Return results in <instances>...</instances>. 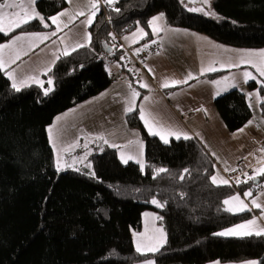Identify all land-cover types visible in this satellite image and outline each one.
<instances>
[{
	"label": "trees",
	"instance_id": "1",
	"mask_svg": "<svg viewBox=\"0 0 264 264\" xmlns=\"http://www.w3.org/2000/svg\"><path fill=\"white\" fill-rule=\"evenodd\" d=\"M211 1L215 18L188 11L180 0H117L112 6L102 0L103 8L89 26L90 42L60 56L42 76L45 88L49 78L54 82L49 96L37 84L14 91L0 70V264H134L146 259L154 264L245 260L264 264V237L214 235L251 218V211H225L223 201L235 193L254 196L259 183L253 185L250 179L237 185L213 184L216 164L198 139L164 144L145 131L135 109L126 115V123L143 139V171L135 163H121L115 149L105 147L91 157L89 172H57L47 137V126L57 114L111 83L109 58L120 61L121 54L111 43L112 34L122 37L140 26L147 39L148 21L157 14H164L168 26L190 29L220 44L264 48V0ZM35 7L48 20L66 2L35 0ZM50 27L34 19L22 29L0 33V44L16 33ZM247 86L259 93L264 118V79ZM214 106L229 132L251 119L238 89L217 96ZM158 168L168 172L156 176ZM93 171L95 176L89 175ZM153 198L164 206L151 203ZM146 210L163 217L157 223L167 239L159 251L141 255L134 247L133 232L141 230Z\"/></svg>",
	"mask_w": 264,
	"mask_h": 264
},
{
	"label": "crops",
	"instance_id": "2",
	"mask_svg": "<svg viewBox=\"0 0 264 264\" xmlns=\"http://www.w3.org/2000/svg\"><path fill=\"white\" fill-rule=\"evenodd\" d=\"M65 2L66 7L53 15L58 16L61 12L66 13V15L58 18L59 30L56 24L52 23L50 18L53 16H51L48 20H44V23L51 26L50 29L38 32H19L2 43L10 44L14 37H24L11 48H5L0 52V56L6 62L2 71L7 78V72L11 71L17 80L28 76H37L43 83L42 76L58 60L57 57L63 56L66 48L71 53L73 47L80 48L77 47L78 44L87 45L90 42L87 39L90 33L89 26L86 23L92 11L90 0H70V2L65 0ZM31 7L37 11L35 4ZM79 12H84V15H78ZM94 19L95 17L93 21ZM65 24H67V27H65ZM170 27L167 31L168 35H171L170 40H167L166 36H160L158 40H155L156 33H153L152 28L149 26L150 36L143 39L145 34H142L135 41V46L132 47L135 51L142 44H155V42L159 46L157 51L145 58L144 65L148 78H144L137 85L124 81L111 82L100 93L77 103L53 118L47 129L55 124L53 133L56 137V149L52 147L48 132L47 137L53 152L55 168L57 155L59 154L65 170L79 168L89 172L91 168H87L85 165L91 164V157L94 154L102 152L105 147L113 148L110 147L111 144L128 145L129 141L135 143L124 149L125 153L136 156L144 163L145 147L141 134L137 129L130 128L126 123V115L128 114L126 109L129 107V101L132 100V90L135 89L136 92L141 93V96L133 101L134 109L138 110L139 119V110L143 107L150 123H154L157 127L163 126L185 132L190 137L198 139L215 161L217 168L215 176L218 183L221 179L226 180L225 173L245 168L251 169L249 177H255L259 180L258 190L254 196L247 197L235 193L224 199L239 196L244 204L251 209L253 215L248 220L221 231L244 224L254 218L257 219L259 226L264 227V214H262L261 209L255 208L251 203L253 199H256L258 203L264 205V179L260 178L262 175L258 171L264 169V148L256 146L254 143L255 141L264 142V118L259 111L258 105L261 100L259 93L255 95L254 90L256 89H249L248 83H244L243 73H251L256 77L254 81L257 83H260L264 77L259 76L256 68L251 63H241V60L254 63L257 57H261L259 53L262 48L245 49L227 46L190 29ZM53 32H55V35H52ZM26 33H41L47 35L48 38L41 42L39 39L27 36ZM17 52H19V59L12 63L11 61ZM110 63L114 65V71L120 69L119 59L111 58ZM235 64L239 66L229 67V65ZM259 66H264V58L261 59ZM209 67H215L217 71H205L202 74V69ZM217 72H220V74L213 78L204 76ZM189 73L196 79H189L187 83L168 88L161 86L165 80L169 82L172 80L182 81L188 77ZM231 73H238V75H235L236 81L234 83L237 85L236 87L229 86V88H226L222 83L215 85L210 81L221 75ZM141 84L147 85V87H141ZM129 85H131V88ZM230 89H238L244 94L252 114L250 119L252 123L249 124L248 122L234 132L227 130L214 106V99ZM217 91L220 92L219 95H216ZM250 93L251 96H249ZM144 97H148V99L145 100ZM57 116H61L59 121L55 120ZM140 121L148 133L144 121L141 119ZM241 129L243 131H240ZM101 136L104 139H99ZM155 137L159 139L158 136ZM169 139L171 141L175 138L170 137ZM104 140H107L108 143H105ZM141 142L143 144L142 156H140ZM77 143L80 146H74L69 151H64L69 145ZM85 144L87 148L84 147ZM113 149H115L119 161L123 163L120 159L121 151L116 148ZM86 153L88 154L87 158L83 162H79V158L84 157ZM73 161H76L73 168H68L67 165L73 164ZM129 162L137 164L135 160ZM137 165L139 166V164ZM223 205L225 208L229 206L236 208L238 202L233 201L231 205H225L224 203ZM231 213L241 212L234 211ZM155 223L158 224L157 219H155ZM248 261L253 260L219 262V264H245ZM215 262L217 261L206 264H215Z\"/></svg>",
	"mask_w": 264,
	"mask_h": 264
},
{
	"label": "snow or ice",
	"instance_id": "3",
	"mask_svg": "<svg viewBox=\"0 0 264 264\" xmlns=\"http://www.w3.org/2000/svg\"><path fill=\"white\" fill-rule=\"evenodd\" d=\"M70 2V0H69ZM117 0H104V3H106L109 6H112L114 3H116ZM190 2H194V0H190ZM199 2L203 5H209L208 11H205L203 7L201 8H188V11L190 12H201L206 16H213L215 17L216 14L211 11L210 7V0H199ZM27 3V6H26ZM91 3V15L89 16L88 20L86 21L88 26H91L93 18L95 17L96 13L99 11V0H90ZM35 4V0H0V33H3L5 35L9 34L10 32L15 31V29H22L25 25H28L32 20L34 19H39L41 23H43V26L47 28L49 25L47 23H44V17H42L39 12L35 10V8L31 7V5ZM16 9H19L18 11ZM117 13L120 12V9L116 7L114 9ZM66 13L61 12L58 14V16H53L51 17V21L53 24H56L57 29H60V25L58 23V18L59 16H64ZM78 15H84V12H79ZM164 18V14L161 13L158 16L153 17L151 20L148 21L149 26L152 28L153 33H157L161 31L162 29L158 25V22L161 21ZM65 27H67V24H65ZM137 31L141 34H146L144 33V30L142 28H138ZM27 36L35 39H39L41 42H43L45 39L48 38L47 35L41 34V33H26ZM52 35H55V32L52 33ZM135 36L136 33H133ZM24 37L22 36H16L13 38L12 42L10 44H0V52L3 51L5 48H11L17 41L23 39ZM87 39L90 41L91 36L90 34L88 35ZM85 44H78L77 47H85ZM147 47V45H146ZM72 51H76V47L72 48ZM139 51V50H137ZM64 56L70 55L69 51L67 48L63 52ZM259 55L264 58V50H261ZM19 59V52H17L16 56L12 59V63H15V61ZM59 59V57H57ZM5 60L0 56V70H3L5 68ZM241 63H251L253 67L256 68V71L259 73L261 77H264V66H259L253 63L252 61H244L241 60ZM238 64L235 65H229V67H238ZM47 71H51L49 68ZM151 71V69H149ZM205 71H217L215 67H209L207 69H202V74ZM46 74V73H45ZM7 76L9 80L11 81V88L16 91L20 92L24 88H27L31 84H37L41 88H43V95L44 96H49L52 92H54L55 88L53 86L54 82L51 78L47 80L48 87L45 88L44 84L39 80V77L37 76H28L23 79L17 80L15 77L14 73L9 71L7 72ZM244 83H248L249 80H255L256 77L253 76L249 72H244ZM189 79H196L191 73L188 74V77H186L184 80H172L169 82L168 80H165L164 83L161 85L163 88H168L170 86H175L183 83H187ZM225 80H228L227 77L224 78ZM213 84L219 85L221 81H212ZM237 85L235 83L231 84V87H236ZM131 88V85H129ZM141 87H147V85L141 84ZM220 92L217 91L216 95H219ZM139 93L135 91V89L132 90V100L129 101V107L126 109V112L131 113L134 111V106H133V101L139 97ZM252 94L250 93L249 96ZM145 100L148 99V97H144ZM251 106V105H250ZM201 110V109H198ZM140 119L144 121L145 127L148 129V133L152 136H158L159 139L164 143V144H169L170 143V137L175 138L176 140H180L183 138L184 140H189L192 139L187 133L185 132H180L173 130L171 128H165L163 126L157 127L154 123H150L149 120L147 119L145 115V110L143 107L140 108ZM206 111V109H204ZM66 115V113H65ZM61 119V116H57L55 118L56 121H59ZM252 122L249 121V124ZM247 126V125H246ZM55 128V124L51 125L48 127L47 132L49 135V140L52 143V147L54 149L57 148V143H56V137L53 133V129ZM240 131H243L241 129ZM99 139H104L103 136L99 137ZM105 143H108L107 140H104ZM133 141H129L128 145H117V144H111L110 147L116 148L121 151L120 154V159L123 163L127 164L130 160H135L137 164H139L141 171H143L145 165L143 161L136 156H133L131 154H126L124 149H127L130 145H132ZM74 146H80L78 143L75 145H69L68 148L64 149V151H69L72 147ZM85 148H87V145H84ZM140 156L143 155V144L142 142L140 143ZM87 153L85 154L84 157L79 158V162H83L84 159L87 158ZM76 163V161H73V164L67 165L68 168H73V165ZM87 168H91V164L85 165ZM56 169L57 172L64 171L65 168L62 166L61 163V157L58 154L57 159H56ZM75 171L79 172V168H75ZM261 175H264V169L258 170ZM168 169L166 168H158L155 169L156 176H159L162 173H167ZM184 173L187 174L189 173L188 169H184ZM89 175L95 176V172H90ZM155 178V176H154ZM179 179L182 181L185 179V175H180ZM249 179H255V177H249ZM212 183L216 184L217 183V177L212 176L211 177ZM246 182V181H244ZM220 183L224 185H228L229 181L228 180H220ZM183 195V194H181ZM251 192H245L244 196H251ZM233 201L238 202V206L236 208H233L231 206L225 208V211L228 212H234V211H251L250 208L244 202L240 199L239 196H232L229 199H226L223 201L225 205H231ZM151 203L155 204L157 207H163L164 205L161 204L160 201L156 200L155 198L152 199ZM252 205L257 208L261 209L262 214H264V205L260 204L257 202L256 199H253L251 201ZM148 215V214H145ZM155 219L162 220L163 217H155ZM148 229H146L145 233L139 234L136 239V252L141 254V255H147L148 253H155L159 251V249L163 246L164 243H166V234L164 233L163 228H156L153 227L150 231L153 233V235L149 236L147 235ZM158 234V235H157ZM214 235L217 236H238V237H250V236H258V237H264V227H261L257 223V219H252L247 221L244 224L236 225L233 228L226 229L224 231H221L219 233H214ZM143 264H154V261L151 259H146L143 261ZM215 264H219V261L215 262ZM245 264H260V262L257 261H248L245 262Z\"/></svg>",
	"mask_w": 264,
	"mask_h": 264
},
{
	"label": "built area",
	"instance_id": "4",
	"mask_svg": "<svg viewBox=\"0 0 264 264\" xmlns=\"http://www.w3.org/2000/svg\"><path fill=\"white\" fill-rule=\"evenodd\" d=\"M100 8H103L102 0H99ZM112 45L121 51L120 54V69L118 71H110L109 77L111 82L124 81L129 84H139L144 78H147L148 73L146 71L144 62L147 55L158 50L157 44L145 43L138 47L137 50H133L131 47L127 46L119 36L115 33L112 34ZM147 45V47H146ZM110 60V58H109ZM257 146L264 148V142H254ZM251 173L250 168H245L243 170H237L225 173L226 180L229 181L231 185H237L240 183H245L244 181L249 180V174Z\"/></svg>",
	"mask_w": 264,
	"mask_h": 264
},
{
	"label": "rangeland",
	"instance_id": "5",
	"mask_svg": "<svg viewBox=\"0 0 264 264\" xmlns=\"http://www.w3.org/2000/svg\"><path fill=\"white\" fill-rule=\"evenodd\" d=\"M181 2H182V4L188 9V8H201V7H203L204 8V10L205 11H208V9H209V5H203V4H201L200 2H199V0H197V1H194V2H190L189 0H180ZM210 7H211V11H213L215 14H216V12H215V10L213 9V7H212V1L210 0ZM195 13H198V14H201V15H203V16H205V17H208V18H215L216 16H217V14H216V16L215 17H213V16H206V15H204L203 13H201V12H195ZM159 14H157V15H155V16H158ZM155 16H153V17H155ZM152 17V18H153ZM151 18V19H152ZM150 19V20H151ZM158 25L160 26V28L162 29L161 31H159V33H156L155 34V40H158L159 38H160V36H166L165 38L167 39V40H170V38H171V35L169 34L168 35V33H167V31H168V29L169 28H171L170 26H168L165 22H164V20L162 19L161 21H159L158 22ZM138 28H141L140 26H138L137 28H135L132 32H130V33H128V34H126V35H124V36H122V37H120V39L127 45V46H129V47H134L135 46V41L138 39V38H140V36L142 35L141 33H139L138 31H137V29ZM133 33H136V35L134 36L133 35ZM218 43V42H217ZM155 44H156V42H155ZM158 48H159V46H158ZM261 50H264V48H262ZM258 56V55H257ZM261 57H257L256 58V61L254 62L256 65H260V61H261ZM262 64V63H261ZM114 67V65L113 64H111V63H109L108 64V69L110 70V71H114L113 68ZM237 75H238V73H236ZM236 74H234V73H231V74H228V75H221V76H219V77H216V78H214V79H212V80H210V81H221V83H222V85H225L226 86V88H229V86H231L230 84H231V82H235L236 81V79H235V75ZM259 74V73H258ZM260 76V75H259ZM225 77H227L228 78V80H225L224 78ZM147 78H148V76H147ZM234 80V81H233ZM216 85V84H215ZM257 91L256 90H254V93H255V95H257L258 94V92L256 93ZM255 97V96H254ZM256 145V144H255ZM257 146V145H256ZM145 214H148V215H145ZM155 216H156V214H155V212L154 211H152V210H146V211H144L143 213H142V228H141V230L140 231H135V232H133V244H134V247L136 248V239H137V236L139 235V234H142V233H145L146 232V229H148L149 231H147V235H149V236H151V235H153V233L150 231L153 227H156V228H163L162 226H160L159 224H156L155 223ZM163 230H164V228H163ZM164 233H165V230H164ZM166 234V233H165ZM158 235V234H157ZM166 239H167V236H166ZM152 260V259H151ZM134 264H143V262H139V263H134Z\"/></svg>",
	"mask_w": 264,
	"mask_h": 264
},
{
	"label": "water",
	"instance_id": "6",
	"mask_svg": "<svg viewBox=\"0 0 264 264\" xmlns=\"http://www.w3.org/2000/svg\"><path fill=\"white\" fill-rule=\"evenodd\" d=\"M194 1H197V0H194ZM252 183H253V185H257L259 183V180L258 179H253L252 180Z\"/></svg>",
	"mask_w": 264,
	"mask_h": 264
}]
</instances>
